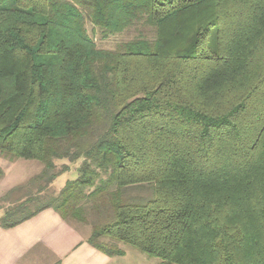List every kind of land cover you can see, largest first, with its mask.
Returning a JSON list of instances; mask_svg holds the SVG:
<instances>
[{"label":"trees","instance_id":"trees-1","mask_svg":"<svg viewBox=\"0 0 264 264\" xmlns=\"http://www.w3.org/2000/svg\"><path fill=\"white\" fill-rule=\"evenodd\" d=\"M0 154L43 166L4 229L52 209L109 256L264 264V0H0Z\"/></svg>","mask_w":264,"mask_h":264},{"label":"crops","instance_id":"crops-1","mask_svg":"<svg viewBox=\"0 0 264 264\" xmlns=\"http://www.w3.org/2000/svg\"><path fill=\"white\" fill-rule=\"evenodd\" d=\"M90 233L47 209L13 228L0 226V264H161L125 244L121 255L109 256L89 244Z\"/></svg>","mask_w":264,"mask_h":264},{"label":"rangeland","instance_id":"rangeland-1","mask_svg":"<svg viewBox=\"0 0 264 264\" xmlns=\"http://www.w3.org/2000/svg\"><path fill=\"white\" fill-rule=\"evenodd\" d=\"M86 28L90 37L94 40L98 48L104 50H117L119 46L123 43L135 39L138 36V32L135 29L128 31L123 34H118L115 36H110L109 38H104L101 34V31L95 28L89 20L86 22ZM149 31L146 34L151 32L155 33V29L151 26H147ZM145 31V28H143ZM151 37V36H150ZM63 164L70 165V170L61 176H59L51 185L50 189L54 192H59L63 189L67 181L75 180L78 177L77 168L81 162L71 165L66 161L59 162V166ZM42 164L38 161H28L24 159H10L0 154V217L2 216L6 207L9 204H4L2 201L3 196L13 187L22 186L26 184L31 178L35 177L42 171ZM153 192L148 190L141 193L139 196L142 199L148 200L153 197ZM81 226L86 231H91V226L82 225ZM118 246H122V243H117ZM136 250V249H135Z\"/></svg>","mask_w":264,"mask_h":264}]
</instances>
